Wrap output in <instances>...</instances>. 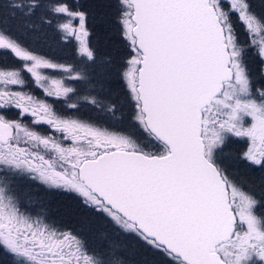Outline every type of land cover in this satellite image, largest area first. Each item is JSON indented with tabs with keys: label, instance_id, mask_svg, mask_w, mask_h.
Instances as JSON below:
<instances>
[{
	"label": "snow or ice",
	"instance_id": "obj_1",
	"mask_svg": "<svg viewBox=\"0 0 264 264\" xmlns=\"http://www.w3.org/2000/svg\"><path fill=\"white\" fill-rule=\"evenodd\" d=\"M0 264H264V0H0Z\"/></svg>",
	"mask_w": 264,
	"mask_h": 264
},
{
	"label": "trees",
	"instance_id": "obj_2",
	"mask_svg": "<svg viewBox=\"0 0 264 264\" xmlns=\"http://www.w3.org/2000/svg\"><path fill=\"white\" fill-rule=\"evenodd\" d=\"M79 3H87L88 0H78ZM41 12H43V9H41ZM33 21L39 23V17H32L31 18ZM56 24L57 20L55 18L52 19V24L51 25H44L42 28L39 29L37 33H27L23 31L22 29H17V27L14 25L12 28V34L23 41V43L28 46L29 48L35 50V52L39 55L48 57L50 59H54L58 63H67L69 61L62 60V62H59V60H56L55 55L62 54L63 56H71L75 49L73 46H75V41L65 43V41H61L56 29ZM238 26V24H237ZM241 32V40L242 42L246 41L247 37L243 32V28L241 25H239L238 28ZM27 35H30V39H27ZM27 39V40H26ZM114 43H118L117 38L114 36L113 37ZM47 45L48 53L44 51L40 45ZM73 45V46H72ZM57 49H61L62 51H57ZM109 51L108 48L101 46V52H107ZM3 63L6 66H9V64H19V61L16 60L13 56L10 54L3 60ZM82 112V109H81ZM57 200H62V198H58ZM55 210V209H54Z\"/></svg>",
	"mask_w": 264,
	"mask_h": 264
},
{
	"label": "rangeland",
	"instance_id": "obj_3",
	"mask_svg": "<svg viewBox=\"0 0 264 264\" xmlns=\"http://www.w3.org/2000/svg\"><path fill=\"white\" fill-rule=\"evenodd\" d=\"M238 28H239V24H238V26H237ZM27 39H30V35H27V37H26ZM26 39V40H27ZM73 42L74 40H71V39H69V40H65V43H69V42ZM76 44V43H75ZM47 45L48 44H46L45 45V47H44V45L42 44V45H40V47L44 50V51H46L47 53L49 52L48 51V49H47ZM73 46V45H72ZM73 48L75 49V46H73ZM56 50L57 51H62L61 49H57L56 48ZM55 57H56V60H59V62H62V60H66V61H69V62H67V63H75L76 62V59H77V57H76V55H75V51L73 52V54H71V56L69 57V56H63L62 54L60 55V54H58V55H55ZM66 63V64H67ZM10 66H13V67H15V66H18L19 64H15V65H13V64H9ZM50 72L51 70H44V72ZM56 72H58V71H55V70H53L52 71V73L53 74H57ZM59 73V72H58ZM58 76V75H57ZM59 76H60V73H59ZM74 86H78V87H80L79 85H74ZM66 114H70V113H66ZM80 115H81V118H83V119H90V118H96L97 117V113H95L92 109H90V108H84V109H82V112H80ZM57 203H59V202H62V200H57L56 201Z\"/></svg>",
	"mask_w": 264,
	"mask_h": 264
},
{
	"label": "flooded vegetation",
	"instance_id": "obj_4",
	"mask_svg": "<svg viewBox=\"0 0 264 264\" xmlns=\"http://www.w3.org/2000/svg\"><path fill=\"white\" fill-rule=\"evenodd\" d=\"M10 66V65H9ZM53 70H51L50 72H44L45 75H49V76H59V73L56 72L57 74H53L52 73ZM57 76V77H58ZM26 91L30 90L34 95H36L37 97L41 98V99H48L49 102H52V100L54 98H48L44 95L43 89L38 88L34 83L31 82L28 85V88L24 89ZM38 131H41L42 133L48 135V134H52V135H59L58 133L53 132L52 130H50L47 126H38L37 128Z\"/></svg>",
	"mask_w": 264,
	"mask_h": 264
}]
</instances>
